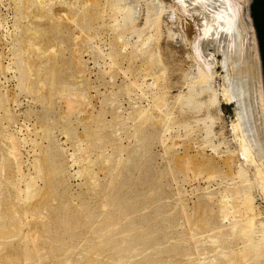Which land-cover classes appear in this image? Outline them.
Wrapping results in <instances>:
<instances>
[{"label":"rangeland","instance_id":"374dc122","mask_svg":"<svg viewBox=\"0 0 264 264\" xmlns=\"http://www.w3.org/2000/svg\"><path fill=\"white\" fill-rule=\"evenodd\" d=\"M131 1L143 8L144 28L146 0ZM110 8L107 0H0V264H120L124 242L131 239L140 250L126 256L134 259L130 264H199L211 258L209 263L232 264L229 258L236 257L219 256L221 247L208 243V231L228 225L221 223L217 201L237 171L230 154L236 149L230 132L235 105L221 98L223 112L212 110L213 143L220 146L214 150L198 122L208 116L207 108L182 107L174 99L188 92L187 78L198 72L191 46L171 40L164 26L162 38L143 47L151 31L142 28V43L117 26L121 21H114ZM84 11L95 17L89 20ZM178 16L200 34L196 14ZM165 20L171 24L170 16ZM149 53L162 57L161 68L145 67ZM155 70L161 78L154 81ZM218 72L225 74L222 66ZM77 94L83 99L75 100ZM212 174L217 178L207 180ZM29 180L37 186L27 199L21 190ZM117 196L131 199L134 211L109 221L108 203ZM257 205L264 214L259 198Z\"/></svg>","mask_w":264,"mask_h":264},{"label":"bare ground","instance_id":"6f19581e","mask_svg":"<svg viewBox=\"0 0 264 264\" xmlns=\"http://www.w3.org/2000/svg\"><path fill=\"white\" fill-rule=\"evenodd\" d=\"M55 1L56 0H50V3L54 4ZM107 1H108V3L111 4L112 8H110V9L113 10V12L116 16L115 20L112 17L113 20L116 22V20L120 19L121 24H119L117 22V24L120 25V26L119 25H117V26L120 28L122 26L123 29H125V32H127V30H128L131 32L130 34H132V36L137 35L138 39L141 40V42H142L144 39V38L142 39V37H144L145 35L148 36V34H144L145 32H143L144 31L143 29L148 30L149 33L151 31V35L148 38H146L147 36H145L144 44L141 46L148 47L149 44H151L150 46H152V44H153L152 42H154L152 40H154L155 38L157 40L156 36H159L158 40H160V38H162V36L164 34L163 33V27L164 26H166L167 31L169 33L168 37L171 40L177 41L179 44H183L184 46L187 44H189L191 46L192 55H190V57L194 63L193 64L194 69L196 67L198 69L197 70L198 72L195 75H193L192 77L187 76L188 77L187 78V86H188L187 87L188 88L187 93L188 94L187 93L186 94L181 93L178 96H176L177 98H174V99L175 100L177 99L176 100V101H178L177 104L181 103L183 105L182 107H185V106L194 107L195 106L194 108L199 109V110H201L202 108H207L208 116L202 120L198 119L199 120L198 122H199V124L200 123L203 124V127H204L203 129L205 130V133H206V140L211 145L210 147H212L214 150H217L220 146L217 147L213 143V140L216 139L215 131H214L216 119L213 117L214 115H212V110H215L217 113L223 112L222 106H221V98L224 99L228 104H234L235 105V112H234L235 113V120H233V122H232L230 132H231V136H232L233 141H234L232 143L236 144V149L233 150L232 153H230V154H233V156L236 157L235 159H237V161H238L237 171L235 172L236 174L233 173L234 175L232 177L229 176L230 181H232V182H230V186H227V187H229L228 189H224V192L221 193L222 194L221 199H219V201H217V202H219V205H220V217H221V221H222L221 223H228V225H221L220 227L215 228L214 229L215 233H214V231H212L213 229L211 228L212 230L208 231V232H211V233H208L209 234L208 236H210V234L212 236H210L211 237L210 240L208 239L209 237H207V239L210 241V242H208L209 244H211V242L213 243L212 246L218 245V249H219V247L223 248V249L220 248V250H222L221 251L222 254L219 256H223L226 259H227V257L229 258L231 255L233 257L235 256L236 257L235 259L236 260L239 259V261H240L239 263H241V264H264V217H263L264 214L262 212L263 210L261 211L260 210L261 208H259L260 205L259 206L257 205V199L258 198L264 203V85H263V79H262L261 62H260V55H259L256 32H255V28L253 26L252 18L250 16L251 0H173V1H170V0H146V4H145L146 5V16L144 17L145 18V24H143L144 28L139 26V21L141 19V15L143 12V10H142L143 8L139 3H136V2L131 1V0H107ZM59 4H62V3H60V1H59ZM20 5H21L20 7L22 8V4H20ZM20 7H19V11L21 9ZM95 9H97V8H95ZM24 10H25V8H24ZM89 11H90V9H89ZM92 12H89V13H87V11L85 12L87 14L86 16L88 17L89 20H92L95 17ZM179 12L194 13L198 16L200 25L202 27V30H200L201 32L199 35H195V33H194L195 32V24L183 20L181 18V16H178ZM114 14H112V16ZM168 15L170 16L171 24L167 23L165 20L166 16L169 17ZM97 16L100 17L101 15L96 14V17ZM176 20H179V27L180 28L178 29V31L174 30ZM85 21H88V20H85ZM114 25H115V23H114ZM127 33H129V32H127ZM143 34H144V36H143ZM122 35H124V37H126L125 33H123ZM122 35L120 34V36H122ZM124 37L123 38L119 37V38L121 39V41H123ZM90 40H91V37H90ZM138 41H136V42H138ZM91 42H92V40H91ZM128 46L129 45L126 44L125 49H127ZM134 47H136V45ZM143 49H145V48H143ZM151 50H152V48H151ZM137 51H139V49ZM144 51H142L139 54H142ZM146 53H148V52H146ZM152 53H149L148 55L146 54L145 60H147V62L144 61L145 64L147 63L146 65L144 64L145 67H149L151 70H152V68L155 69L157 67H160L161 65L163 66L162 57L160 56V58L155 59V55ZM112 54H114V53H112ZM112 54H111V56L113 57ZM157 55H158V53H157ZM219 55H222V57H223L222 60L218 59ZM147 56H148V58H147ZM143 58H144V56H143ZM220 66H222V68H223V71L225 73L224 76H220V74L218 72V68ZM10 70H12V69H10ZM143 70H146V68H144ZM148 72H146V73H148ZM151 72H153V71H151ZM158 73L155 70L154 74H152V75L150 74L152 76V78L154 79V81L158 80V78L161 76V75L158 76L157 75ZM160 74H161V71H160ZM148 76H149V73H148ZM219 77L223 80V82L221 84L217 83V79ZM159 81H160V79H159ZM136 83H138V82H136ZM132 84L135 85L134 82ZM139 85H141V84H139ZM135 87L137 88V85ZM139 87H141V86H139ZM147 87H150V86H147ZM141 89H139V90H141ZM130 93H127V94H130ZM72 95H75V94H72ZM203 95L206 96L207 99L200 101V99H201L200 97H202ZM81 96L82 95L77 94V97L75 96V100L79 99ZM83 96H85L84 93H83ZM129 97H131V96H129ZM81 99H83V97H81ZM84 99H85V97H84ZM71 100H72V98H71ZM72 102L75 103V101H72ZM77 102H79V101H77ZM81 102H84V101H81ZM163 103H164V101H163ZM167 106L165 107V109L166 108L168 109ZM136 110H138V109H136ZM217 113H215V114H217ZM142 114L143 113H141V117L143 116ZM166 116H168V120H169L172 118V113L170 112ZM167 122L168 121H166V123ZM168 123H170V122H168ZM168 126H169V124H168ZM184 127H186V125ZM187 127L189 128L188 125H187ZM191 128H193V127H191ZM166 132H167V130H166ZM26 141H27V139H26ZM14 143H15V141H14ZM162 143H164V145H165V142H163V140H162ZM166 144H167V141H166ZM221 144H223V141ZM63 151H64V149H63ZM14 152L16 153L15 157L17 159V157H18L17 147L14 148ZM33 153H35V151ZM76 154H77V152H76ZM72 156L76 157V155H72ZM21 157H22V155H21ZM66 157H68V156H66ZM18 158L20 159V157H18ZM23 158H24V156H23ZM77 159H79V157ZM70 160H72V159H70ZM73 160H76V158ZM231 160H233V159H231ZM18 162H16V163H18ZM20 162H21V165H23L22 162H25V161H20ZM72 162H74V161H72ZM77 162H79V164H76L77 166L81 164L80 160L79 161L76 160V163ZM232 163H233V161H231V164ZM18 164H20V163H18ZM21 165H19V174H20V170L22 167ZM35 165L38 166L37 164H35ZM72 167H74V166H72ZM72 167H71V169H72ZM209 167L212 168L211 165ZM83 171H85V170H82L81 172L78 171L79 172L78 175H80ZM22 173H24V172H22ZM73 175H70V176H73ZM198 175H201V173ZM70 176H69V178H70ZM216 176L217 175H214V174L210 175L209 177L207 176L208 177L207 180H209V181H211L212 179L215 180V178H217ZM78 177H80V176H78ZM23 178L24 177H22L21 179H23ZM74 178H76V177H74ZM25 179H24V181H25ZM29 179H31V178H29ZM34 180H35V178H34ZM223 180H224V178H223ZM25 182H28V181H25ZM35 182H34V184L37 186V184H36L37 182L36 183ZM36 186H34V187H36ZM34 187L32 185V182L30 181L27 184L26 190H21V189L20 190L22 192H24V194L27 196V199H29L30 194L33 192L32 190H34L33 189ZM119 188H116L115 190H117ZM119 192H121V191H119ZM209 193L211 194V192H209ZM133 194H134V191H133ZM34 195H36V194H34ZM129 196H130V194H129ZM205 196H207L206 198H208V194ZM126 197L117 196V197L111 198V200L109 199L110 203H111V204L108 203L109 208L112 205L111 207H113V209H114V210L112 209L113 212L111 214L109 212V216H108L109 221H112L116 215H120V217L125 216V214H127V212L129 210L132 211V209L135 207V206H129L128 205L131 199L129 200V198H126ZM30 198H33V197H30ZM209 198L213 199L212 196H209ZM212 201H214V200H212ZM136 202H135V204L137 205L138 202L137 203ZM131 203L132 202H130V204ZM133 204H134V202H133ZM106 205H107V203H106ZM136 210L137 209H135V211ZM133 211H134V209H133ZM104 213H106V212H104ZM132 213H134V212H132ZM106 215H108V214H106ZM129 216L130 215H128V217ZM132 219L135 220V218H133V217H132ZM119 221H120V223L122 222L121 219ZM127 223H128V221H127ZM129 224H131V223H129ZM125 225H126V223H125ZM106 226H107V224H106ZM110 226H111V223H110ZM105 228H107V227H105ZM100 230H102V229H100ZM128 232H130V231H128ZM212 233H214V235ZM112 235L113 234H111V236ZM147 235H149V234H146V238H147ZM126 236H130V234L129 235L126 234ZM200 236H202V234H200ZM111 238L112 237H110V239ZM141 238H142V236H141ZM141 238H139L140 241H141ZM146 238H142V239H144L143 241H145ZM204 238L206 239V236L205 237L203 236L202 239H204ZM106 239H109V237L108 238L106 237ZM116 239H117V237H116ZM113 240H111V242ZM119 241H122V239L121 240L119 239ZM136 241H137L136 239H131L129 241L124 242L125 246L123 245L124 247H122L123 249H121L122 251L120 253L121 257L122 256L125 257V258H123V259H125L123 261H126V260L128 261V258L126 256H128V255L130 256V254L132 255L133 253L136 254L137 252H139L140 248L137 247L138 251L136 250V243H138ZM143 243H145V242H143ZM227 244H230V247L225 246ZM240 245H241V248L236 247V246H240ZM112 246H114V249L116 248L115 245H112ZM111 248H112V250H114L113 247H111ZM142 248H143V246H142ZM117 249H116V251L118 252ZM116 251H114V252H116ZM205 251H209V250L206 249ZM140 253L143 254L142 250ZM118 254H119V252H118ZM118 254H117V256H114V257L118 258V256H119ZM207 254L208 253H206V256H207ZM134 255H132V256H134ZM202 255L205 256L203 253H202ZM137 256H139V255H137ZM203 256H202V258H203ZM140 257H137V258H140ZM137 258H135V259H137ZM129 259L131 260L132 257ZM130 260L128 261V263L130 262ZM132 260L134 261V259H132ZM132 260H131V262H132ZM210 260H212V258ZM210 260H208V262H206L207 260L205 259L204 261H199L198 263L199 264H211V263L215 264L214 262L216 259H214V262L209 263ZM123 261L121 260L120 264H123ZM137 261H140V260L137 259ZM217 261H216V263H217ZM231 261L234 263L235 262L234 258H232V257L229 258V262H231ZM158 263H159V261L157 262V264ZM114 264H115V261H114ZM118 264H119V261H118ZM134 264H136V263H134ZM145 264H147V263H145Z\"/></svg>","mask_w":264,"mask_h":264},{"label":"water","instance_id":"95a60500","mask_svg":"<svg viewBox=\"0 0 264 264\" xmlns=\"http://www.w3.org/2000/svg\"><path fill=\"white\" fill-rule=\"evenodd\" d=\"M250 16L256 32L264 85V0H251Z\"/></svg>","mask_w":264,"mask_h":264}]
</instances>
